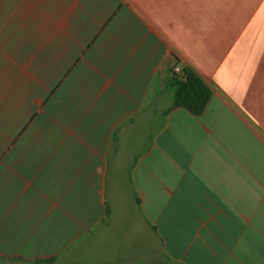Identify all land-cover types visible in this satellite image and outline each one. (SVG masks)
Instances as JSON below:
<instances>
[{"label": "crops", "instance_id": "0c3cea01", "mask_svg": "<svg viewBox=\"0 0 264 264\" xmlns=\"http://www.w3.org/2000/svg\"><path fill=\"white\" fill-rule=\"evenodd\" d=\"M0 264H264V0H0Z\"/></svg>", "mask_w": 264, "mask_h": 264}, {"label": "trees", "instance_id": "16d2710c", "mask_svg": "<svg viewBox=\"0 0 264 264\" xmlns=\"http://www.w3.org/2000/svg\"><path fill=\"white\" fill-rule=\"evenodd\" d=\"M168 87L173 92L174 105L201 114L211 96V87L191 68L184 67L181 73L174 71L168 79Z\"/></svg>", "mask_w": 264, "mask_h": 264}, {"label": "built area", "instance_id": "2783aa9c", "mask_svg": "<svg viewBox=\"0 0 264 264\" xmlns=\"http://www.w3.org/2000/svg\"><path fill=\"white\" fill-rule=\"evenodd\" d=\"M174 71L177 72V73H181V72H182V70H181L180 67H175V68H174Z\"/></svg>", "mask_w": 264, "mask_h": 264}]
</instances>
